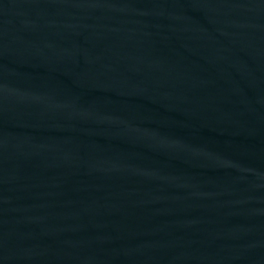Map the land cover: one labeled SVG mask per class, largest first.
Instances as JSON below:
<instances>
[{"label":"water","instance_id":"obj_1","mask_svg":"<svg viewBox=\"0 0 264 264\" xmlns=\"http://www.w3.org/2000/svg\"><path fill=\"white\" fill-rule=\"evenodd\" d=\"M0 264H264V0H0Z\"/></svg>","mask_w":264,"mask_h":264}]
</instances>
